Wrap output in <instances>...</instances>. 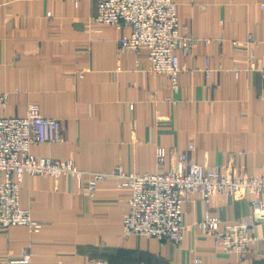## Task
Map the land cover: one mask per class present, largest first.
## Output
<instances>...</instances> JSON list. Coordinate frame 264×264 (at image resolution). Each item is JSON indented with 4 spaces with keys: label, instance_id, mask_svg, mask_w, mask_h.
<instances>
[{
    "label": "crops",
    "instance_id": "1",
    "mask_svg": "<svg viewBox=\"0 0 264 264\" xmlns=\"http://www.w3.org/2000/svg\"><path fill=\"white\" fill-rule=\"evenodd\" d=\"M173 1L179 34L199 39L190 54L176 51L174 90L167 76L146 71L145 49L118 52L130 30L93 23L95 0H0V117H23L33 104L59 119L63 139L32 144L30 152L84 172L166 171L187 153L227 175H263L264 78L247 59L264 68V0ZM248 35L247 47L233 44ZM156 147L165 153L161 167ZM90 180L89 173L79 181L23 174L20 207L43 225L0 228L1 264L25 251L31 261L12 264H264V243L238 257L198 225L217 217L221 228L246 216L250 193H215L208 203L183 193L186 231L175 245L125 236L130 187L108 177L86 193ZM254 233L264 234V226Z\"/></svg>",
    "mask_w": 264,
    "mask_h": 264
},
{
    "label": "built area",
    "instance_id": "2",
    "mask_svg": "<svg viewBox=\"0 0 264 264\" xmlns=\"http://www.w3.org/2000/svg\"><path fill=\"white\" fill-rule=\"evenodd\" d=\"M77 1V0H74ZM96 9L91 18L95 24H109L115 28H129V35L118 41V52L139 54L147 51L146 71L169 78L170 86L177 88V75L181 70L177 50L190 54L198 38L179 34L176 4L173 0H95ZM264 8V5L262 6ZM46 15H50L47 13ZM208 43V39L203 40ZM248 35L244 42H252ZM248 68L257 70L264 78V68H256L253 57L248 56ZM207 73V70H205ZM6 93L0 94L4 104ZM63 139L59 119L40 114L36 105L27 106L23 117H0V228L24 226L36 231L42 223L31 218L28 209L20 207L19 185L23 174L51 175L80 180L84 173L91 180L83 187L91 193L96 183L108 177L118 178L119 184L131 189L128 213L122 221L125 236L138 235L179 244L186 226L181 209L182 194L197 192L205 203L215 193L228 199L238 193H250V212L232 224L218 227L217 217H207L199 222L200 229L211 233L225 253L243 257L251 246L264 243V234H255L257 225L264 226V174L247 176L227 175L218 166H206L191 161L187 153L178 156L174 166L166 171L137 174L115 168L112 172H84L70 160H55L48 156L37 157L30 152L32 144L54 143ZM189 145V149H192ZM163 148L156 147L155 163H164ZM31 254L23 252L19 258L6 263H29Z\"/></svg>",
    "mask_w": 264,
    "mask_h": 264
},
{
    "label": "rangeland",
    "instance_id": "3",
    "mask_svg": "<svg viewBox=\"0 0 264 264\" xmlns=\"http://www.w3.org/2000/svg\"><path fill=\"white\" fill-rule=\"evenodd\" d=\"M0 264H1V262H0Z\"/></svg>",
    "mask_w": 264,
    "mask_h": 264
}]
</instances>
